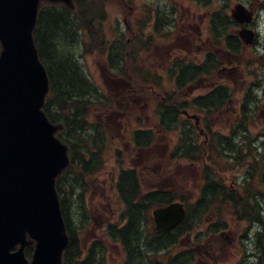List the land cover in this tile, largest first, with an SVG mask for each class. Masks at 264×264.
<instances>
[{
  "label": "rangeland",
  "instance_id": "374dc122",
  "mask_svg": "<svg viewBox=\"0 0 264 264\" xmlns=\"http://www.w3.org/2000/svg\"><path fill=\"white\" fill-rule=\"evenodd\" d=\"M94 1L99 7L95 8L92 13L96 14V17H94L91 28L98 29L99 24L102 23L101 28L107 40L110 41V44L114 45L116 43V46L120 45L118 37H124L125 40H128L132 36L128 40L130 42L128 48L132 53L135 50L141 54V58L139 60L135 59V61L131 59L129 53L127 54L131 66L134 65L133 68L139 64L143 72H156L159 75L163 73V69L160 67L161 63H168L169 58L174 57L175 53L180 50H185L188 57L195 56L197 59L203 57L206 50L215 51L222 63L216 68L211 78H203L201 84L199 83L198 87H194L189 96L186 97L203 94L220 84L231 87V100L222 111L213 116V118L215 117L212 119L213 129L225 134L229 133L230 127L240 116L242 102L248 88L254 84L252 91L255 93L262 92V100L251 111L252 119L247 127L250 138L258 145L260 151L264 152V57H261L262 53L264 54V20L259 21V29L262 33L259 44L256 47L240 46L239 52L233 54L224 44H221V50L213 49L212 46L207 45V37L210 33V15L215 8H220V0L216 2L208 0L207 3H201L197 0ZM229 1L231 7L237 2V0ZM160 2L167 6L172 5L178 13L177 18L171 28L167 25L164 34L155 35V38L150 39L151 34H153L152 27L159 20L158 15L171 16L170 10L166 7L161 6L162 9L159 8V12L155 10L157 6L160 7ZM165 20H170V18L167 17ZM188 24H191L196 31V34L188 36L190 40L185 37V34H188L186 30H190ZM234 30L232 32L236 33V30ZM177 37L179 38L177 39ZM136 38L140 39L141 42H138ZM84 42L86 45L77 44L76 55L77 57L80 56V63L86 73L90 75L106 96L110 97V100L107 106L99 107V105H96L91 109L90 119L94 123L99 122L106 131L104 139L105 164L99 172L89 179L88 204L92 220L89 227L81 234V240L85 249H88L95 239L106 240L108 244L106 264H121L124 260L123 248L117 242L105 238L107 223L115 222L119 219L120 214L121 203L117 199L114 188L117 181V172L120 168L119 161L122 160L125 167L141 168L139 181L142 185V191L171 188L178 192L189 193L191 199L194 200L199 195L200 185L203 183L202 169L207 160L199 162L170 161L171 150L178 136L177 131H167L163 133L165 135L159 134L157 142H154L150 148H141L142 151L136 149L132 142L131 132L137 126H155L157 121L155 108L163 92L156 88L151 79L145 80L137 76L136 81H134L137 94H131L127 91L124 83L111 73L105 50H102L98 43L91 40L87 27H85ZM204 42L206 47L202 44ZM151 43L153 45L157 44V50L151 47ZM88 44L90 49L85 52L84 50ZM148 49L151 53L148 52ZM145 51L149 56H144ZM118 52L120 51L118 50ZM155 52L157 53L156 62L154 60ZM154 62L156 68L151 69L150 66ZM230 68L232 69L230 70ZM162 81L165 85L168 83L163 78ZM123 100L124 102H122ZM111 103L114 106L108 107ZM188 111L190 113L199 112L190 108ZM139 117L140 122L138 125L137 120ZM252 157L253 152L247 155L246 162L239 161V163H243L239 166L240 169L224 173L223 178L226 179L227 184L238 180L237 173H243L239 170H242L241 168L248 161H252ZM217 158L220 160L218 156ZM226 158L230 159L231 157ZM220 162L223 163L222 159ZM254 165L256 166V162ZM250 169L252 172L261 174L263 167L254 169L251 165ZM239 180L242 181L241 178ZM102 193L106 195H102ZM110 196L113 204L108 202ZM75 204L76 199H73L72 211L74 212ZM219 213L216 208H211L200 218L198 215H194L195 218L190 220L191 229L187 231L189 233L180 236V240L171 247L168 254L161 252L159 254L160 259H166L169 254L176 255L182 250L192 251L194 254V260L190 264H235L244 255H257L259 253L258 248L264 243V238L263 242L259 240L257 234H255V227L249 230L246 221L236 219L235 214L227 208L223 209L221 215L222 219L226 220V228L222 231L217 229L213 233L209 231V227L218 222ZM250 258L253 261L255 260V257L251 256Z\"/></svg>",
  "mask_w": 264,
  "mask_h": 264
},
{
  "label": "water",
  "instance_id": "95a60500",
  "mask_svg": "<svg viewBox=\"0 0 264 264\" xmlns=\"http://www.w3.org/2000/svg\"><path fill=\"white\" fill-rule=\"evenodd\" d=\"M40 1L0 0V264H28L25 248L33 240L31 264H62L69 244L56 189L68 150L42 109L50 83L34 40ZM232 16L252 20L242 4ZM239 33L253 41L252 30ZM154 215L163 231L181 223L185 212L174 203Z\"/></svg>",
  "mask_w": 264,
  "mask_h": 264
},
{
  "label": "trees",
  "instance_id": "16d2710c",
  "mask_svg": "<svg viewBox=\"0 0 264 264\" xmlns=\"http://www.w3.org/2000/svg\"><path fill=\"white\" fill-rule=\"evenodd\" d=\"M98 7L94 0H74L73 8L55 5L52 9L40 14L34 33L41 59L48 68L52 86L45 111L53 122L62 125L59 136L69 146L72 154V164L57 181L62 211L70 235V244L64 254V264H105V243L94 241L88 251L85 252L80 239L81 230L90 221L86 205L88 190L86 177L101 168L102 158L101 150L95 152L94 147H91L94 136L88 129L91 125L87 119L90 106L96 104L93 99L98 95V89L84 72L76 55V46L82 40L85 27L89 29L94 40L97 39L96 35L104 40L100 29L90 28L92 22L94 23V17H96V14L92 13ZM43 15L46 16L43 18ZM217 15L220 18H215V20L222 33L233 27L234 22L229 15L227 6L221 7ZM105 42L107 44V41ZM86 50H89V46H86ZM188 67L183 72V75L187 74V76L181 78L184 81L197 75L200 71L210 72L209 69H211L209 65L203 68V66H191L190 64ZM228 95V89L221 87L207 96L199 97L197 103L202 104L201 106L205 109L208 107L217 109ZM165 108L164 119L167 126L173 127L174 122L179 119V105L169 104ZM247 117L244 115L235 127L247 125ZM144 133L149 132H141V134ZM239 133L235 128L232 131L237 142L234 143L232 137H223L219 143L229 147L232 151H236V145L245 135L243 132ZM185 136L190 141L189 129L185 130ZM149 137L152 138L153 133ZM95 143H97L98 149L102 145L98 140H95ZM185 147H178L177 153H186ZM187 147L190 149L191 146ZM191 149L195 151V147H191ZM175 155L173 154V156ZM138 175L136 169H121L116 185L119 198L125 204L122 216L126 219V223L124 225H109L107 236L123 246L125 259L122 264H159L157 261L159 254H156V251H166L175 244L180 231L188 227L189 219H186L176 230L162 233L149 230L147 233L145 223L148 220V215L146 211L156 204L171 202L176 196L173 192L162 190H156L142 196ZM217 191L219 190L206 191L207 195L202 198L199 205L205 204L204 199L207 197L219 195ZM73 199H76L75 212L72 211ZM261 204L263 203L259 205ZM259 211L263 218L262 209L259 208ZM149 252L153 256L150 257ZM191 260L192 257L188 254H179L171 258L169 264H188Z\"/></svg>",
  "mask_w": 264,
  "mask_h": 264
},
{
  "label": "flooded vegetation",
  "instance_id": "af4514ba",
  "mask_svg": "<svg viewBox=\"0 0 264 264\" xmlns=\"http://www.w3.org/2000/svg\"><path fill=\"white\" fill-rule=\"evenodd\" d=\"M197 1L201 2L200 0H197ZM237 3H244L246 6H248L254 12L255 19L253 20L254 22L251 23L249 27L253 28L257 32V35L260 36L259 28L257 27L258 23H257V20H256L257 17H256V13L255 12L258 9V7H260L261 5H264V0H237V2L235 4H237ZM161 6L162 7H166V9L168 8L170 10V12H171V16H167V15L162 16L160 14L158 15L157 18L159 20H157V22L154 23V25L152 27L153 28V34H151L152 36L150 37V39L151 38H155V35H157V34L158 35L159 34H164L163 30L167 27V25L171 28L173 26L176 18H177V14L178 13H177L176 9L174 7H172V5H169L170 6L169 7L166 4H163V3L160 2V7L157 6L155 10L157 12H159V8L162 9ZM163 12H165V11H163ZM167 17H169L170 20H165ZM125 21H127V20L125 19ZM188 26L190 27V30H186L188 34L187 35L185 34V37L188 40H190L188 36L196 34V31L194 30L193 26H191V24H188ZM159 27H162V28H159ZM135 33L137 34V32H135ZM215 35L217 36V40H215V38H213V40L211 41L210 37H207V42H208L207 45L209 47L212 46L214 49L215 48L219 49V34H218V32H216ZM178 38L179 37H177V39ZM136 39H137L138 42H141L140 39H138V38H136ZM258 40L259 39L257 38L256 39V44H257V42H259ZM149 43H150V40H149ZM202 44L205 45V47H206V43L205 42L202 43ZM191 45H192V43L190 41V46ZM152 47L154 48V50H157V44L156 43L154 45L152 44ZM184 48L189 49L188 47H184ZM118 50L120 52H118ZM149 53H151V51ZM156 55H157V53L155 52V55H154L155 62H156ZM144 56H149V54L146 53V51H145L144 52ZM170 56H171V54H170ZM203 57H205V56H203ZM140 58H141L140 52H136L135 50H133V61H135V59L139 60ZM187 58H188V54L186 53L185 50H180L179 52H176L174 57H170L169 58V62L168 63H165V62L161 63L160 67H161V69H163V73L159 74L158 76L160 78H167V77L171 78L172 75H173L174 67H175V69L177 71H179L178 73H176V81L179 82V85H182L186 81H184L181 78L187 76V74L183 75V72L189 68L188 65H185V61H184ZM209 59H210V56H208L207 60H209ZM108 60H109V69L112 71L111 73H113L115 75V78L119 79L120 81H122L124 83V85L126 86L128 92L131 93V91L133 90V93H131V94L136 95L137 93L135 91L137 89L132 84V81L127 80L126 78L120 77V76L117 75V71H120L121 69H123L122 67H125L124 55H123V52L121 51V49H118V48L112 49V58H111V55H110L108 57ZM127 61H128V59H127ZM215 61H218V60L215 59V57H214V63H215ZM155 62L152 64L153 67L150 66L151 69L152 68H156V66H154ZM199 62H200V60H199ZM126 67L128 68V70H130V64H128ZM133 67H134V65H133ZM133 69L137 73H140L141 69H140L139 64L136 65V67L133 68ZM231 69L232 68H230V70ZM200 115H202V114L200 113ZM187 123H188V121H183L182 122V126L186 125ZM187 130H188V126H187ZM186 149H187V146H186ZM254 154L257 155V157H259L261 155H264V152H261L260 148H256ZM235 194L238 196V198H242L243 197V196L240 195L239 192H236ZM251 198H253V200H254V202L256 204L257 200H258L257 197H255V198L251 197ZM259 208L262 209V211L264 213V204H261L259 206ZM185 218H187V217L185 216ZM221 221L223 222L222 223L223 225H226V220L223 219ZM221 230H223V229H221ZM211 233H213V232H211Z\"/></svg>",
  "mask_w": 264,
  "mask_h": 264
},
{
  "label": "bare ground",
  "instance_id": "6f19581e",
  "mask_svg": "<svg viewBox=\"0 0 264 264\" xmlns=\"http://www.w3.org/2000/svg\"><path fill=\"white\" fill-rule=\"evenodd\" d=\"M147 243V242H146ZM146 246V245H145ZM133 249V248H132ZM136 249V248H135ZM135 251V250H134ZM98 253V252H97ZM139 253V252H138ZM94 254V253H93ZM96 256V255H95ZM93 258V257H92ZM96 258V257H95ZM184 258V257H183ZM99 259V258H98Z\"/></svg>",
  "mask_w": 264,
  "mask_h": 264
}]
</instances>
